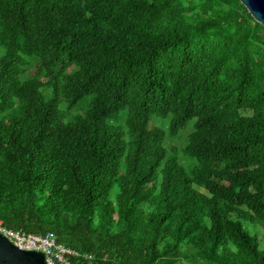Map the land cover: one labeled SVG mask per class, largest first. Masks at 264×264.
Here are the masks:
<instances>
[{"label":"trees","instance_id":"16d2710c","mask_svg":"<svg viewBox=\"0 0 264 264\" xmlns=\"http://www.w3.org/2000/svg\"><path fill=\"white\" fill-rule=\"evenodd\" d=\"M0 223L71 264H264L263 28L238 0H0Z\"/></svg>","mask_w":264,"mask_h":264},{"label":"built area","instance_id":"2783aa9c","mask_svg":"<svg viewBox=\"0 0 264 264\" xmlns=\"http://www.w3.org/2000/svg\"><path fill=\"white\" fill-rule=\"evenodd\" d=\"M0 234L20 250L42 253L45 264H71L67 256L76 255L75 252L59 244L56 236L51 232L26 234L25 232L4 228L0 223Z\"/></svg>","mask_w":264,"mask_h":264},{"label":"water","instance_id":"95a60500","mask_svg":"<svg viewBox=\"0 0 264 264\" xmlns=\"http://www.w3.org/2000/svg\"><path fill=\"white\" fill-rule=\"evenodd\" d=\"M264 30V0H238ZM0 264H45L42 253L20 250L0 234Z\"/></svg>","mask_w":264,"mask_h":264},{"label":"rangeland","instance_id":"374dc122","mask_svg":"<svg viewBox=\"0 0 264 264\" xmlns=\"http://www.w3.org/2000/svg\"><path fill=\"white\" fill-rule=\"evenodd\" d=\"M155 121V122H159V120L157 119V118H155V117H153V119H152V121ZM151 123H153V122H151ZM154 124V123H153ZM167 124L166 123H164L163 124V127L165 128V126H166ZM155 126H159L158 124H155ZM187 133H182L181 135H179V139H178V141H175L174 139L173 140H168L167 139V141H166V145H169V142H170V145L171 146H176V147H178V148H181V147H183V139H184V137H185V135H186Z\"/></svg>","mask_w":264,"mask_h":264}]
</instances>
